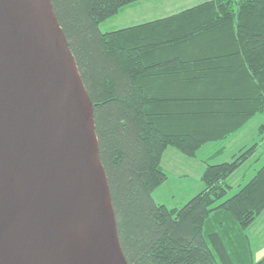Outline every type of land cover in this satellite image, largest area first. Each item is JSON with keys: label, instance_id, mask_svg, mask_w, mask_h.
Here are the masks:
<instances>
[{"label": "trees", "instance_id": "trees-1", "mask_svg": "<svg viewBox=\"0 0 264 264\" xmlns=\"http://www.w3.org/2000/svg\"><path fill=\"white\" fill-rule=\"evenodd\" d=\"M51 1L94 106L128 264H235L233 230H245L264 208V161L231 195L228 180L260 162L264 147L252 158L258 141L229 160H206L201 190L180 207L157 203L152 193L167 180L164 151L196 156L213 139L200 127L212 119L239 129L260 115L263 139L264 0H205L104 32L101 22L142 0ZM179 84L193 97L160 95ZM248 261L264 264V255Z\"/></svg>", "mask_w": 264, "mask_h": 264}, {"label": "water", "instance_id": "water-1", "mask_svg": "<svg viewBox=\"0 0 264 264\" xmlns=\"http://www.w3.org/2000/svg\"><path fill=\"white\" fill-rule=\"evenodd\" d=\"M0 264H128L51 0H0Z\"/></svg>", "mask_w": 264, "mask_h": 264}, {"label": "crops", "instance_id": "crops-1", "mask_svg": "<svg viewBox=\"0 0 264 264\" xmlns=\"http://www.w3.org/2000/svg\"><path fill=\"white\" fill-rule=\"evenodd\" d=\"M181 2L186 3V2H190V0H183ZM140 3L141 1L132 4L127 8V11L131 12L132 9H135L136 6L141 5ZM176 5L181 6L179 5V3L175 4L174 6ZM177 11L174 12L172 11L171 13H167L166 15H159V16H153L150 13H144V14L140 13L139 15H133L128 18L132 20L131 21L133 22L132 24H135L134 22H136L137 19L139 20L138 22L141 23L144 22V20L148 21L156 18L165 17ZM142 18H148V19H142ZM192 91L193 90L190 89V87L187 86V84H182V85L179 84L174 88L170 87V92H164V93L162 92L160 95L162 97L186 98V97H193L194 92ZM255 117L256 116H254L251 120H249L244 126L240 127L239 129H234V126H232L233 125L232 122H228L226 126H216V124H214L215 120L212 119L211 120L212 122H210L211 124L207 126H200L202 128L201 130L203 134L213 137L212 140H207V142L203 143L202 147L199 149V151L201 150L207 151V154L205 156L197 154L194 157H187L173 148H167L162 155V159H161L162 168H163V164H162L163 159L165 157V154L168 153L169 160H171L173 163V165L171 164L172 167H170L171 168L170 171L176 173L177 175L176 177H183L182 179H185L186 181L193 178L194 182L196 183L193 192H195L196 194L198 191L201 190L203 186L201 182V174L205 168L206 160L210 161V160H214L215 158L216 159L220 158V160L222 161L229 160L231 156L235 154L240 148H242L243 146H248L249 144L254 143L256 141L255 137L258 134V126H249L250 123L255 119ZM260 150L261 149L259 147V149L256 152H254L252 158H255L258 155V153L261 152ZM193 161L198 165L193 164ZM258 165L259 163H254L253 165H251L250 163L247 162L233 174L234 175L233 180L237 176H239L240 182H238V184H243L244 182H246L245 180L247 178L249 179L254 175L256 167ZM182 166H184V169H182ZM191 166H193V168ZM230 179L231 177L229 178L228 182L230 181ZM194 182H192L193 185L195 184ZM164 183H166V181ZM234 235L235 236L231 237L232 241L229 242L233 254L232 256H234L235 258L237 251L241 252V257L236 255L238 259H234V263L249 264L248 258L250 255L252 256V252L250 251V249L252 248L254 250V246H255L253 244L252 237L249 236V232H247V234H244L245 236L235 233ZM224 236L227 237V234H225ZM262 236H264V233ZM254 255H255V260L260 259L264 255V247H261L257 252L254 253Z\"/></svg>", "mask_w": 264, "mask_h": 264}, {"label": "rangeland", "instance_id": "rangeland-1", "mask_svg": "<svg viewBox=\"0 0 264 264\" xmlns=\"http://www.w3.org/2000/svg\"><path fill=\"white\" fill-rule=\"evenodd\" d=\"M144 1L146 0H142L140 3L141 5L136 6L135 9H132L131 12L127 11V8L132 4L124 8H121L117 13V15H114L113 17L99 24L100 30L103 32L112 31L132 25L133 22H131L132 20H130L128 17L133 15H139L140 13L141 14L150 13L153 16L166 15L167 13H171L172 11L174 12L179 9L186 8L188 6H191L193 4H196L197 2H201L204 0H190V2H186V3H182L181 1L183 0H148L146 2ZM178 3L181 6L178 5L174 6L175 4ZM142 19H148V18H142ZM138 21L139 20L137 19L136 22L134 23H137ZM262 121H263L262 116H256L249 126H258ZM255 139L256 141L259 142V147L262 150V148L264 147V136L263 139L260 140L259 136L257 135ZM197 154L205 156L207 154V151L201 150L198 151ZM220 161H222L220 160V158L217 159L215 158L214 160H212L213 163H217ZM259 161H260L259 162L260 165L264 161V156H262ZM162 164H163V170L167 175V180L166 183L162 184L153 191L152 197L157 203H163L168 207H180L195 194V192L193 191L195 189L196 183L194 182L193 178L186 181L185 179H182L183 177H176L177 176L176 173L170 171L171 169L170 167H172L171 164L173 165V163L171 160H169L168 153L165 154ZM193 164L198 165L194 161ZM191 167L193 168V166ZM182 169H184V166H182ZM233 174L230 176L231 179L229 183L231 185V189L228 192V195H231L232 193L236 192L240 185L238 184V182H240L239 176H237L233 180L234 177ZM247 179L245 181H247ZM192 182H194L195 184L193 185ZM233 231L235 233H239L238 230H233ZM247 232H249V236L252 237L253 244L255 245L254 250L252 248L250 249V251L252 252V258L253 260H255L254 253L257 252L261 247H264V236H262L264 233V208L256 218L255 222L251 224L249 227H247L245 230H242L239 234L245 236L244 234H247ZM233 236H235L234 233ZM236 255L241 257V252L237 251ZM237 256L235 257L236 259H238Z\"/></svg>", "mask_w": 264, "mask_h": 264}]
</instances>
